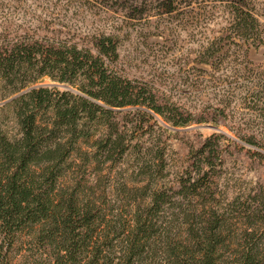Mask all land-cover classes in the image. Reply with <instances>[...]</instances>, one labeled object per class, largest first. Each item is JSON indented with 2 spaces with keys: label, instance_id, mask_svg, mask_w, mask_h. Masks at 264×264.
<instances>
[{
  "label": "trees",
  "instance_id": "1",
  "mask_svg": "<svg viewBox=\"0 0 264 264\" xmlns=\"http://www.w3.org/2000/svg\"><path fill=\"white\" fill-rule=\"evenodd\" d=\"M231 15L229 34L200 56L224 83L229 55L238 62L247 59L244 48L264 47L253 3L236 2ZM118 61V38L104 34L88 47L30 34L0 42V101L8 100L2 108H12L20 131L10 137L0 129V264H264L260 231L246 228L237 238L208 187L206 167L224 134L204 140L175 185L156 179L161 169L144 161L132 175L107 173L104 189L95 183L133 148L121 116H159L172 129L228 125L222 103L196 120L153 86L122 75ZM240 62L233 76L247 80L243 100L264 116V78L248 76L249 62ZM230 129L264 150V133ZM76 165L94 167L96 176L70 189L63 183Z\"/></svg>",
  "mask_w": 264,
  "mask_h": 264
},
{
  "label": "rangeland",
  "instance_id": "2",
  "mask_svg": "<svg viewBox=\"0 0 264 264\" xmlns=\"http://www.w3.org/2000/svg\"><path fill=\"white\" fill-rule=\"evenodd\" d=\"M236 2L253 3L264 20V0H0V42L30 34L68 38L88 47L96 35L114 36L119 40L117 68L125 77L153 86L196 120L222 103L227 108L225 126L202 123L172 129L159 116H121L130 128L126 134L133 148L123 159L105 165L95 183L104 189L109 184L107 173L132 175L144 161L161 169L155 172L156 179L163 176L169 186L175 185L198 158L204 140L224 134L206 167L213 177L208 187L237 238L252 227L260 231L256 239L264 242V150L240 142L230 129L264 133V116L243 100L247 80L233 76L235 64L246 61L248 76L264 78V47L244 48L247 59L238 62L229 55L221 65L226 83L200 63L204 49L229 34ZM6 102L0 101V129L20 137L12 108H2ZM83 148L91 150L87 145ZM78 165L64 180L70 189L78 182L83 188L96 176L94 167L82 170Z\"/></svg>",
  "mask_w": 264,
  "mask_h": 264
}]
</instances>
